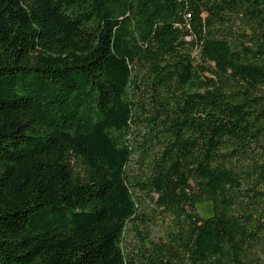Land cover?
Returning a JSON list of instances; mask_svg holds the SVG:
<instances>
[{
	"label": "trees",
	"instance_id": "16d2710c",
	"mask_svg": "<svg viewBox=\"0 0 264 264\" xmlns=\"http://www.w3.org/2000/svg\"><path fill=\"white\" fill-rule=\"evenodd\" d=\"M0 264H264V0H0Z\"/></svg>",
	"mask_w": 264,
	"mask_h": 264
},
{
	"label": "rangeland",
	"instance_id": "374dc122",
	"mask_svg": "<svg viewBox=\"0 0 264 264\" xmlns=\"http://www.w3.org/2000/svg\"><path fill=\"white\" fill-rule=\"evenodd\" d=\"M70 165L77 180H82L85 178V166L80 160L72 159ZM168 222L169 219L165 215H163V217L157 218L153 222H150L148 224V227L149 230L152 232L151 239H159V237H163ZM144 228L146 227L143 225L142 229L145 230ZM144 235L146 236L147 234ZM128 240L131 242V245H134V243L137 242V239L133 235H130Z\"/></svg>",
	"mask_w": 264,
	"mask_h": 264
}]
</instances>
